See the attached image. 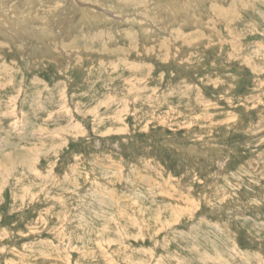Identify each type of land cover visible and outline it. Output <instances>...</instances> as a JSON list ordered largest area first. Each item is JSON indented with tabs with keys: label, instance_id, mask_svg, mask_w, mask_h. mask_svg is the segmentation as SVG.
Wrapping results in <instances>:
<instances>
[{
	"label": "rangeland",
	"instance_id": "374dc122",
	"mask_svg": "<svg viewBox=\"0 0 264 264\" xmlns=\"http://www.w3.org/2000/svg\"><path fill=\"white\" fill-rule=\"evenodd\" d=\"M0 264H264V0H0Z\"/></svg>",
	"mask_w": 264,
	"mask_h": 264
}]
</instances>
